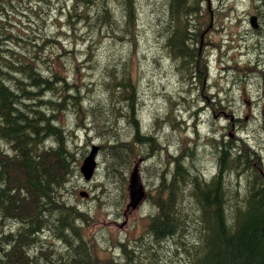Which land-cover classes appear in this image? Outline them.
<instances>
[{"label":"trees","instance_id":"1","mask_svg":"<svg viewBox=\"0 0 264 264\" xmlns=\"http://www.w3.org/2000/svg\"><path fill=\"white\" fill-rule=\"evenodd\" d=\"M156 1L153 35L163 33L158 31L162 30L158 21L159 25L169 21L178 29L169 37L166 34L173 29L168 28L160 42L175 64L180 88L176 95L167 89L165 123L158 120L152 132L138 116L141 71L132 68L131 54L126 57L128 62L114 58L101 71L97 68L104 80L102 94L94 90V81H83L81 72L75 77L67 66L58 67L47 55L48 44L65 45L68 32L79 30L106 34L137 48L142 0H0V264H169L168 254L175 255L180 264H264V158L239 137L238 127L235 136H230L233 125L245 129L244 119L234 117L228 122L227 140L207 137V147L215 152L214 172L202 161L198 166L204 125L199 130L192 128L195 123L191 129L185 125L183 113L193 108L178 97L186 101L184 96H191L199 104H207L217 117L230 116L231 120L236 113L230 99L220 103L215 98L223 84L219 80L210 84L216 51L206 52L204 42L218 16L210 14L206 0ZM55 2L66 20L61 27L62 43L50 27L54 23L46 25L47 12L43 16L37 8L44 3L51 9ZM248 3L253 11L249 7L246 16L254 14L264 25V0ZM187 21L188 27H181ZM44 47L46 53L41 54ZM91 47L88 60L93 56ZM76 54L61 46L59 64H64L61 58L71 57L70 66L81 68ZM242 64L226 60L220 78L232 74L231 65ZM243 68V75L252 73L264 87V63L258 60L251 66L248 62ZM206 80V89L197 91V83L202 86ZM124 102L130 139L113 141L110 134L122 122L118 119L114 124L118 115L114 106ZM72 123L92 134L99 127L97 134L104 141L100 151L112 161L107 170H124L120 182L126 179L127 185L129 173L140 160L144 164L150 161L156 170L153 190L146 194L151 208L150 213L144 208L148 217L145 231L134 240L119 241L118 254L111 258H101L86 234L90 213L64 200L63 191L80 173L86 155L84 147L77 155L67 142L64 132ZM171 125L175 126L172 131L181 134L180 149L172 160L174 151L162 154L158 150L164 157H152L161 147V131ZM156 159L159 163L155 165ZM179 218L184 220L181 227Z\"/></svg>","mask_w":264,"mask_h":264},{"label":"rangeland","instance_id":"2","mask_svg":"<svg viewBox=\"0 0 264 264\" xmlns=\"http://www.w3.org/2000/svg\"><path fill=\"white\" fill-rule=\"evenodd\" d=\"M157 4L158 1L156 0H142L139 3L138 11L140 12V19L138 25L140 31H142L137 48L132 49L127 43L125 45V43L119 40L109 39L106 34H96L94 31H89V33L84 30L76 31V33L68 32L69 39L64 42L65 45H47V55H50L51 59H54L58 67L64 68L67 66V69L75 77L81 72L83 81H94L93 83L97 85L94 87V90L101 94L105 92V88L103 85L104 80L101 78L98 70L101 71L103 65L107 64L110 60L109 65L113 62L114 58H125L128 62L127 58L131 54L130 60L132 68L136 69L137 72L139 70L141 71V97L137 101L139 103L137 105L138 116L142 121V125L149 128L152 132L155 129L152 128L157 125L158 120L160 121L161 119L160 122L165 123L162 117H164L166 105L168 104L167 98L165 97L167 89L176 95L180 88L179 80L175 74V64L163 51L162 43L160 42V36L162 37L164 33L166 34L168 28L173 29V26H171L169 21L166 23L163 22L161 25H159L160 21H158L157 27H162V30L158 31L163 33L159 37L153 35L154 30L157 29L154 28L157 17H152V15L153 9ZM166 4L162 7L166 8ZM205 5L208 7L210 14L218 16L208 30V42H204L206 52L216 51V56L212 58V82L210 84H216L215 81L217 80L223 84L215 93L220 94L223 100L222 103L230 99V105L233 106V111H236V113L231 114L233 117L231 120L228 119L230 116L224 115L226 118L217 117L213 112L205 109L206 104H199L193 97L184 96L186 101L183 100V97H178L184 102L183 104L185 106L193 108L196 114L201 116L204 124V130L198 145V160H200L198 166L202 161L203 165L206 163L211 165L208 168L215 172L217 164L212 165L214 163L213 158L216 159L213 156L215 152L211 151V149L209 150V147H207L209 146L206 140L207 136L214 135L217 132L218 136L223 135L224 139L227 140L229 129L226 127L228 126V122L231 123L234 120V117L241 120L244 119L245 121V129L240 126L237 128L239 137H242L255 150L259 151L264 158V87L263 85H259L261 83L260 79L252 75V73H247V76L243 75L245 73L243 70L245 63L250 62L251 66L255 65L258 60L264 63V37H261L264 32V25L260 24L259 28L256 29L257 34L251 29L252 26L248 20L254 14L246 16V11L249 7L250 11H253V6L248 3V0H206ZM59 6L60 4L55 2L52 8L49 9L44 3H40V6H37V8L42 9L41 14L43 16L47 12L46 25L48 23H54V25H49H51L50 27H54L56 32L55 36L62 43L64 38L61 36L63 33L61 27L66 24V20L64 19V15L60 13L61 8ZM218 7H225V9L216 11ZM160 8L161 6H159V10ZM120 13L123 14L122 12ZM238 15H240L239 18ZM230 18L236 19V21H230ZM78 26L80 27L79 29H83V25ZM181 27H188V21L184 22ZM87 29L92 30L89 27ZM176 32H178L177 28L173 29L170 34H166V36L170 37ZM52 33L53 30L50 32V35ZM258 43H262L261 46ZM220 44H223L222 48H220ZM90 45H92L90 49H93V56L91 60H88L90 57L88 47ZM61 46L65 47L69 54L77 53L76 55L79 57L78 63L82 64L81 68L77 65L70 66L73 62L71 57L61 58L64 64H59V57L57 55L60 54ZM231 47L233 48L232 50H230ZM44 50L41 54L46 53L45 47ZM228 59L237 60L243 64L241 66L231 65L233 68L231 71L232 74L228 77L223 75L220 78L219 73L226 66L223 63ZM90 65L94 66V69H90ZM202 89L203 87L197 83V91L203 92ZM84 93L86 94L87 90H84ZM258 95H261L260 99ZM114 107L118 113L116 118L113 119L114 124H118V119H122V122L110 134V137L113 141L117 139H130L131 132L129 131L130 134L128 135L129 132L126 131V112H128L126 104L124 102ZM200 108L205 109L206 112L201 113ZM211 113L214 115V118H211ZM111 125L109 124L108 126L112 128ZM68 126V130L64 132V135L67 138V142L73 145L72 148L76 151L77 155L82 154L83 150L81 151L80 148L84 147L87 158L91 153L92 145H100L104 142L99 134H97L99 127L96 124L94 134L91 131L85 132L83 129L76 127L74 123ZM234 128L235 125L230 131L232 137L236 133V129ZM173 129H175V126L171 125L167 130L161 131L160 142L166 147V150H162V147H159L160 149L157 147L156 151L161 150L163 154L164 152H175L180 149L179 141L181 140V134L172 131ZM146 132H148L147 129ZM148 134L150 135V133ZM89 137H91V140L88 141ZM153 155L152 157L154 158L164 157V155H159V151ZM84 160L85 158L78 168L80 173L77 172L72 177V181L70 183L68 182L66 189L63 191L64 200H67L73 205L83 207L90 213L91 218L85 224L86 234L89 240L95 244L101 258H111L113 254H118L116 248L118 247L119 241L127 239L134 240L139 237L140 233L145 231L148 217L146 216V212H144V208L148 212V209L151 208V201L149 200L150 204L146 201V195V198L143 196V199L136 206L137 208H129L131 207V203H133V200L129 197L132 183H129V177L127 185L126 179L120 182L125 176L124 170L122 169L121 172L107 170L111 166L112 161L110 162L107 156L99 152L95 158L97 163L96 169L99 168L96 179L94 178V174L87 181L81 173ZM140 163L141 160L137 162V165L140 166ZM158 163L159 161L156 159L155 165ZM142 168L143 170L137 171V174L139 176L140 173V177L146 188L153 190V184L157 179L155 177L156 173L154 172L156 170L152 169L150 161L146 164L143 163ZM124 188L126 189V196L124 194ZM83 192L88 194V196H82L81 194ZM183 222L184 220L179 218L180 227L183 225ZM174 256L168 254V258H171L168 260L169 264H180L176 256Z\"/></svg>","mask_w":264,"mask_h":264},{"label":"water","instance_id":"3","mask_svg":"<svg viewBox=\"0 0 264 264\" xmlns=\"http://www.w3.org/2000/svg\"><path fill=\"white\" fill-rule=\"evenodd\" d=\"M252 22V26H254L253 28L257 29L258 26L256 25V17H253ZM97 154L98 147H93L90 155L84 160V163L81 167V173L87 181L92 176H94V173L96 171L97 163L95 161V158ZM131 183V200H133V203H131V207L136 208V206L139 204V202L141 201V199H143L144 196L143 186L140 182V178L137 174V171H135L131 176Z\"/></svg>","mask_w":264,"mask_h":264},{"label":"flooded vegetation","instance_id":"4","mask_svg":"<svg viewBox=\"0 0 264 264\" xmlns=\"http://www.w3.org/2000/svg\"><path fill=\"white\" fill-rule=\"evenodd\" d=\"M261 37H264V32H263V34H262V36ZM234 85H236L235 83H234ZM208 86V82H207V80L203 83V85H202V87H203V91L206 89V87ZM259 96V99L261 98V95H258ZM215 98L217 99V100H219L220 101V103H222L223 102V100L221 99V97H220V94H216L215 93ZM225 100V99H224ZM206 107H205V109H208V107H207V104L205 105ZM205 109H203V108H200V111H201V113H205L206 112V110ZM202 110H204V111H202ZM220 117H222V116H220ZM223 118V117H222ZM234 126V125H233ZM238 126H235V128L234 129H236ZM207 137H209V138H214V139H217V140H224V136L223 135H221V136H218V133L216 132L214 135H208ZM160 143V145H161V149L162 150H166V147H164L163 145H162V143L161 142H159ZM207 144H208V142H207ZM176 153H177V151H175L174 153H173V155H172V158H171V160L172 159H174V157H175V155H176Z\"/></svg>","mask_w":264,"mask_h":264},{"label":"bare ground","instance_id":"5","mask_svg":"<svg viewBox=\"0 0 264 264\" xmlns=\"http://www.w3.org/2000/svg\"><path fill=\"white\" fill-rule=\"evenodd\" d=\"M210 60V59H209ZM228 72V71H227Z\"/></svg>","mask_w":264,"mask_h":264}]
</instances>
